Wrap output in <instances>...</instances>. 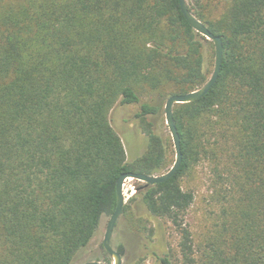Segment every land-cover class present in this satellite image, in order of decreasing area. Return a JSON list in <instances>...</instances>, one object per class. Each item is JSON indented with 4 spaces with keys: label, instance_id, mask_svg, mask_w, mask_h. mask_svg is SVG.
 I'll list each match as a JSON object with an SVG mask.
<instances>
[{
    "label": "trees",
    "instance_id": "16d2710c",
    "mask_svg": "<svg viewBox=\"0 0 264 264\" xmlns=\"http://www.w3.org/2000/svg\"><path fill=\"white\" fill-rule=\"evenodd\" d=\"M186 2L222 39L221 71L173 108L176 174L139 182L121 218L134 241L151 236L148 218L173 229L177 252L154 254L161 264H264V0ZM204 43L215 58L178 0H0V264H72L114 213L118 178L161 175L168 145L149 118L207 83ZM117 104L139 105L147 147L133 162L110 124ZM202 162L224 206L195 245L182 181Z\"/></svg>",
    "mask_w": 264,
    "mask_h": 264
},
{
    "label": "rangeland",
    "instance_id": "374dc122",
    "mask_svg": "<svg viewBox=\"0 0 264 264\" xmlns=\"http://www.w3.org/2000/svg\"><path fill=\"white\" fill-rule=\"evenodd\" d=\"M203 58L204 71L208 73L209 79L214 69L215 58L212 56V50L207 43H204ZM141 102L153 104L150 97H142ZM165 102L160 103L158 114L151 119L149 118L153 122L155 132L168 145L170 161L161 174L166 173L175 161L172 138L165 122ZM138 112L139 105L121 106L117 104L109 114L111 126L122 139L128 162H133L141 157L147 147V138L142 132L141 124L134 117ZM138 184V181L132 179H127L124 183L123 192L126 203L134 195ZM213 184L214 180L210 167L204 162L195 166L191 174L182 181L183 189L191 191L194 195V202L189 208L185 220L192 231L195 245L203 242L208 231L218 221L217 217L224 206L222 198L216 195V188L215 186L213 187ZM108 221L109 217L102 218L94 238L85 249L76 255L72 264H83L88 261L102 262L103 250L101 245ZM147 226L148 230H152L151 236H147L148 234L145 233L146 237L134 241L128 236V230L130 229L128 220H126V217H120L113 232L111 245L116 249L115 247L118 244L126 246L129 243L132 249L128 251L124 248L125 255L122 264H129L138 256L142 257L143 264H161L154 254L161 257L168 253L176 254L178 236L168 224L148 218ZM172 264H175V260H173Z\"/></svg>",
    "mask_w": 264,
    "mask_h": 264
},
{
    "label": "water",
    "instance_id": "95a60500",
    "mask_svg": "<svg viewBox=\"0 0 264 264\" xmlns=\"http://www.w3.org/2000/svg\"><path fill=\"white\" fill-rule=\"evenodd\" d=\"M180 11L184 16L188 25L198 34L205 37L207 40L211 41L214 45V52H215V59H214V69L212 72L211 77L207 81V83L202 86L200 89H197L193 92L182 94V95H172L169 96L166 100L165 107H164V115H165V122L170 132L173 148L175 152V161L171 168L161 175L155 176H148L145 174H133V173H125L122 174L117 182H116V206L114 213L109 218L107 223L105 233L103 235L102 241V250L105 256L109 257L112 262L111 264H122L123 257L125 255V251L117 252L111 245V240L113 236L114 229L116 227L117 222L119 221L123 207L126 203V199L124 197L123 187L124 183L127 179H132L145 185L155 186L158 184H162L172 178L178 169L180 168L183 156L181 152V140L180 135L177 131V128L174 123L173 119V108L175 105H183L193 103L197 100H200L202 97L206 96L209 91L215 85L222 66L223 61V43L220 37L214 36L208 28L199 20H197L188 10L186 0H178ZM136 192V191H135ZM83 264H106L101 261H88Z\"/></svg>",
    "mask_w": 264,
    "mask_h": 264
}]
</instances>
